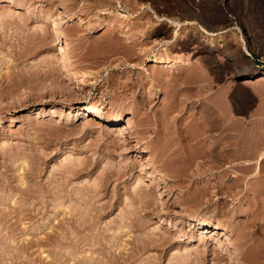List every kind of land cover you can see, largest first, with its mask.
Instances as JSON below:
<instances>
[{
  "label": "rangeland",
  "instance_id": "374dc122",
  "mask_svg": "<svg viewBox=\"0 0 264 264\" xmlns=\"http://www.w3.org/2000/svg\"><path fill=\"white\" fill-rule=\"evenodd\" d=\"M0 15V264H229L248 236L243 264H258L264 0H0ZM184 19L195 23L178 29ZM154 26L164 38L178 31L167 52L190 69L154 61L161 45L142 61L137 48L154 46ZM192 35L200 40L187 42ZM90 102L101 116L81 109Z\"/></svg>",
  "mask_w": 264,
  "mask_h": 264
},
{
  "label": "bare ground",
  "instance_id": "6f19581e",
  "mask_svg": "<svg viewBox=\"0 0 264 264\" xmlns=\"http://www.w3.org/2000/svg\"><path fill=\"white\" fill-rule=\"evenodd\" d=\"M161 1V0H160ZM16 3V2H15ZM24 3V2H23ZM22 3V4H23ZM22 4L20 5V3L17 5V7H23L22 6ZM25 7V6H24ZM26 8V7H25ZM68 8H69V6H68ZM71 8V7H70ZM72 9V8H71ZM207 13V12H206ZM63 14H64V12H63ZM105 14V13H104ZM240 14V13H239ZM6 15V14H5ZM7 15H8V13H7ZM10 15V14H9ZM209 15V14H208ZM211 15V14H210ZM2 15H0V17H1ZM128 17V16H126V15H122V17ZM6 17V16H5ZM63 17H65V18H63L64 19V22H65V20H66V22H67V20H69V21H71V17L69 16V14H66V15H63ZM159 18L160 17H162V16H158ZM8 18H10V17H8ZM7 18V19H8ZM153 18V17H152ZM166 19H167V21L168 20H172V19H170V18H168V17H165ZM207 18V17H206ZM243 18V17H242ZM3 19H5V18H3V16L1 17V20H3ZM14 19V18H13ZM247 19V18H246ZM9 20V19H8ZM72 20H73V18H72ZM151 20V19H150ZM158 20H163V19H158ZM210 20H212V18L210 19ZM233 20V19H232ZM250 20V19H249ZM55 21V35H56V38L60 41V47L58 48L59 50H60V59H61V61H63L65 64L68 62V45H67V43L64 41V37H63V31H65V30H63L62 31V25H61V23H59V22H57L56 20H54ZM63 21V20H62ZM173 21V20H172ZM9 22H11V21H9ZM13 22V21H12ZM155 22V21H154ZM194 22V20H185L184 19V21L182 20V21H177V20H175V23H176V26H177V28L178 29H180V27H181V25L182 24H190V23H193ZM82 23V25H84L86 22L85 21H83V20H81V22H80V24ZM133 23V22H132ZM131 23V24H132ZM138 23V22H137ZM140 23V22H139ZM146 22H144V24H145ZM148 24H149V22H147ZM195 23V22H194ZM255 23V22H254ZM254 23L252 22V21H247V23H246V28H247V35L248 36H253L254 37V33H255V28H254ZM5 24V23H4ZM4 24H2V25H4ZM124 24V23H123ZM141 24V23H140ZM0 25H1V23H0ZM7 25V24H6ZM10 25V24H9ZM125 25V24H124ZM142 25H143V22H142ZM150 25H152V23L150 24ZM154 25V24H153ZM162 25V24H161ZM80 26V25H79ZM85 26V25H84ZM120 26H121V24H120ZM119 26V27H120ZM123 26V25H122ZM127 26H128V24H127ZM126 26V27H127ZM134 26H137V25H134ZM160 26V25H159ZM1 27V26H0ZM116 27V26H115ZM123 27H125V26H123ZM129 27V26H128ZM143 27V26H142ZM144 27H146V26H144ZM143 27V28H144ZM155 27V26H154ZM202 27V29H203V31L204 32H206V33H208L211 37L209 38V40L211 41V40H213L214 38H213V36L214 35H216V33L215 32H212V31H209V30H207L205 27H203V26H201ZM2 28V27H1ZM130 28H134V27H130ZM139 28H141V27H139ZM3 29V28H2ZM71 29V28H70ZM79 29V28H78ZM145 29H147V28H145ZM4 30H5V28H4ZM76 30V29H75ZM116 30V29H115ZM120 30V29H119ZM132 30V29H131ZM257 30V29H256ZM74 31V30H73ZM122 33H121V36L122 37H124L125 38V40H127L126 42L128 43V44H130L131 42H139V38H134V36H132L131 34H129L130 32H128L129 30H120ZM138 31H140V29H138ZM142 31V30H141ZM140 31V32H141ZM4 32V31H3ZM43 32V31H42ZM76 32H77V30H76ZM115 32V31H114ZM146 32V31H145ZM154 32H155V35L157 36L156 37V39H155V41H156V43L154 44V46L153 47H151V48H145V47H140V48H137V49H139V52H138V55H139V57H141L142 58V61H143V59H145L144 58V56L145 55H150V53H152V52H154L155 50H156V47L157 46H159V45H161L160 47H162L161 48V50H163V51H165V52H163V53H154V61H156V62H158V63H162L163 65L165 64L166 66H168V67H173V66H177V65H179V64H183V63H185V65L187 64L188 65V67H189V69H190V65L189 64H191L189 61H186V62H184L183 60H181L180 58L178 59V58H172V56L167 52L168 51V47H167V45H168V43L169 44H171V46H175L176 44H178L179 43V41H180V39H179V33H178V31H172L173 33L172 34H170L171 36V38H164V37H162V36H160L161 34H163V33H165V30L163 29V28H157V27H155V30H154ZM6 33V32H5ZM5 33H3L4 34V36H5ZM31 33V32H30ZM134 33H136V32H134ZM139 33V32H138ZM44 34V33H43ZM78 34V33H77ZM146 34H148V33H146ZM6 35H8V34H6ZM28 35V34H27ZM79 35V34H78ZM145 35V34H144ZM154 35V34H153ZM9 36V35H8ZM32 36V35H31ZM75 36V35H74ZM77 36V35H76ZM140 36V35H139ZM146 36H148V35H146ZM251 36V38H253ZM28 37V36H27ZM111 37V36H110ZM121 37V38H122ZM137 37H138V35H137ZM143 37V36H142ZM82 38H83V36H82ZM114 38V37H113ZM118 38V37H117ZM119 38H120V34H119ZM123 38V39H124ZM29 40V39H28ZM124 40V41H125ZM144 40H147L148 41V39H145L144 38ZM150 40V39H149ZM188 41L187 42H193V41H198V40H200L198 37H194L193 35L192 36H190L188 39H187ZM119 41V40H118ZM121 41V40H120ZM123 41V40H122ZM123 41V42H124ZM113 42H114V40H113ZM112 42V43H113ZM137 42V45H143V43L141 44L140 42L138 43ZM143 42V41H142ZM117 43V42H116ZM122 43V42H121ZM120 43V44H121ZM243 46H244V48H245V50H248V48H247V46H246V44H245V41L243 40ZM119 44V45H120ZM103 45V44H102ZM110 45H111V42H110ZM115 46V45H114ZM113 46V47H114ZM83 47V46H82ZM105 47V46H104ZM103 47V48H104ZM112 47V48H113ZM124 47V46H123ZM132 47V46H131ZM102 48V49H103ZM116 48V47H115ZM119 48V47H118ZM121 48V47H120ZM114 49V48H113ZM124 49V48H123ZM106 50V49H105ZM108 50V49H107ZM110 50V49H109ZM112 50V49H111ZM115 50V49H114ZM119 50V49H118ZM128 50V52L127 53H132L133 54V50H132V48L130 49V48H126V51ZM135 50V49H134ZM16 51V50H15ZM19 51V50H18ZM116 52H117V50H115ZM124 51V50H123ZM21 52V51H20ZM24 52V51H23ZM134 52H136V51H134ZM248 52V51H247ZM16 53V52H15ZM123 53H125V51L123 52ZM137 53V52H136ZM249 53V52H248ZM25 54V53H24ZM103 54V53H102ZM120 54V53H119ZM132 54H130V56L132 55ZM18 55V54H17ZM129 55V54H128ZM135 55V54H134ZM58 56V57H59ZM104 56V55H103ZM59 59V58H58ZM70 60V59H69ZM141 60V59H140ZM54 61V60H53ZM121 61V60H120ZM58 62V61H57ZM103 62V61H102ZM105 62V61H104ZM63 63V64H64ZM234 63L235 64H237V61H234ZM62 64V63H61ZM67 64H69V63H67ZM66 64V65H67ZM119 65V64H118ZM134 64L133 63H131V64H129V66H133ZM136 66V65H135ZM67 67H69L68 65H67ZM70 67H72V66H70ZM69 67V68H70ZM52 68V67H51ZM192 68V67H191ZM50 69V68H49ZM67 70H68V68H66ZM239 70V69H238ZM264 70V69H263ZM52 71V70H51ZM262 71V70H261ZM264 72V71H263ZM16 73V72H15ZM43 73V72H42ZM193 74V73H192ZM191 74V75H192ZM263 75H264V73H263ZM161 77V76H160ZM32 78V77H31ZM36 78V77H35ZM156 78V77H155ZM44 79V78H43ZM243 79H245V78H243ZM248 79V78H247ZM259 79H264V77H262L261 76V78H259ZM206 79L204 78L203 79V81L204 82H206L205 81ZM26 81V80H25ZM42 81V80H41ZM64 81V80H63ZM66 81H68V80H66ZM71 81V80H70ZM246 81V80H245ZM250 81V80H249ZM69 82V81H68ZM114 82V81H113ZM203 82V83H204ZM40 83V82H39ZM64 83V82H63ZM245 83V82H244ZM68 85V84H67ZM126 85H128V83H125V86ZM120 86V85H119ZM123 86H124V84H123ZM132 86V85H131ZM203 87H206V83H204L203 85H202ZM129 87H130V85H129ZM208 87V86H207ZM55 88V87H54ZM118 88V87H117ZM121 88H123L124 89V87H122L121 86ZM127 88V87H126ZM128 89V88H127ZM202 89H204V88H202ZM131 90V89H130ZM63 91V90H62ZM64 92V91H63ZM62 92V93H63ZM119 92H122V90H120L119 89ZM118 92V93H119ZM6 93V92H5ZM127 93V92H126ZM125 93V94H126ZM129 93V92H128ZM133 93V92H132ZM8 94V93H7ZM72 94V93H71ZM119 94H121V93H119ZM124 94V93H123ZM122 95V94H121ZM120 96V95H119ZM118 96V97H119ZM127 96V95H126ZM123 97V96H122ZM126 98V97H125ZM119 99H121V98H119ZM123 100V99H122ZM124 101V100H123ZM92 102H90V103H88V104H85L84 103V105L82 106V108L81 109H83L84 111H86V112H88L87 113V115H90V114H93V115H96V116H101V110H100V108H97V107H95L94 105H93V103L91 104ZM103 116V115H102ZM218 119V118H217ZM220 120V119H219ZM91 122V121H90ZM161 122V121H160ZM167 122V121H166ZM91 123H93V122H91ZM85 124V123H84ZM84 124H83V127H84ZM89 124V123H88ZM88 124H87V126H88ZM117 124V123H116ZM116 124H112L111 125V127L112 128H109V130L111 131V129L112 130H121V129H119L117 126H115ZM223 124V123H222ZM86 125V124H85ZM162 126V125H161ZM90 127V126H89ZM109 127V126H108ZM127 129V128H126ZM208 129V128H207ZM108 130V131H109ZM123 130V129H122ZM125 131V130H124ZM223 132V131H222ZM136 134V133H135ZM199 134V133H198ZM180 135V134H179ZM199 137V136H198ZM235 137V136H234ZM178 140H179V138H177ZM194 139V138H193ZM203 139V138H202ZM192 140V139H191ZM263 141V140H262ZM260 143H262V142H260ZM263 146H264V142H263ZM188 147V146H187ZM161 148V147H160ZM258 149H259V147H257ZM260 149L262 150V153L260 154V156L258 157V159L256 160L258 163L259 162H261V161H263L264 160V147L262 148V146H260ZM259 149V151H261ZM253 153V152H252ZM259 153V152H258ZM22 154V153H21ZM20 155V154H19ZM252 156V155H251ZM168 159V158H167ZM75 162V161H74ZM193 162V161H192ZM195 162V161H194ZM193 162V163H194ZM29 163V162H28ZM192 163V164H193ZM209 163V162H208ZM32 164H34V163H32ZM197 164V163H196ZM89 165V164H88ZM194 166H195V164H194ZM207 166V165H206ZM257 166H259V164L257 165ZM264 166V165H263ZM70 167H72V169L70 168ZM69 167V170H67V171H69V172H72V171H70V169L71 170H73L75 167H73V166H70ZM230 167V166H229ZM246 167V166H245ZM261 163H260V170H261ZM27 168V167H26ZM84 168H86V167H84ZM253 168V167H252ZM258 168V167H257ZM23 169H25V168H23ZM28 169V168H27ZM34 169V168H33ZM197 169H198V167H197ZM29 170H31V166H30V169ZM75 171H77L76 170V168L74 169ZM73 170V171H74ZM75 171L74 172H72V173H75ZM124 171V170H123ZM197 172H198V170H196ZM224 171V170H223ZM228 171V170H227ZM226 171V172H227ZM26 172H27V170H26ZM185 172H186V170H185ZM29 173V172H28ZM61 173V172H60ZM63 173V172H62ZM119 173V172H118ZM183 173V172H182ZM187 173V172H186ZM189 173V172H188ZM204 173V172H203ZM228 173V172H227ZM25 174V173H24ZM27 174V173H26ZM30 174V173H29ZM32 174H34V173H32ZM36 174V173H35ZM122 174V173H121ZM21 175H23V174H21ZM31 175V174H30ZM72 175V174H71ZM240 175V174H239ZM25 177H26V175H24ZM28 176V175H27ZM185 176V175H184ZM187 176V175H186ZM66 177V176H65ZM64 177V178H65ZM161 177V176H160ZM160 177H158V179L160 178ZM259 177V176H258ZM157 178V177H156ZM238 178V177H237ZM236 178V179H237ZM245 178V177H244ZM260 178V180L258 181V183L259 184H257L258 186H257V193L258 194H261V195H263V191H264V176H260L259 177ZM29 179V178H28ZM161 179H163V178H161ZM164 179H166V178H164ZM56 180V179H55ZM239 180V179H238ZM155 181V180H154ZM158 181V180H157ZM156 181V182H157ZM162 181V180H161ZM161 181H160V183H161ZM25 182V181H24ZM23 182V183H24ZM27 182V181H26ZM25 182V183H26ZM30 182L31 181H29V182H27V184L30 186ZM54 182V181H53ZM156 182H155V184H156ZM164 182V181H163ZM181 182V181H180ZM236 182V181H235ZM59 183H60V181H59ZM105 184V183H104ZM155 184H154V186H155ZM159 184V183H158ZM183 184V183H182ZM24 185V184H23ZM98 185V184H97ZM150 185V184H149ZM148 185V186H149ZM153 185V184H152ZM181 185V184H180ZM36 186V185H35ZM99 186V185H98ZM156 186H157V184H156ZM177 186V185H176ZM22 187V186H21ZM93 187V190L94 189H96V187H94V186H92ZM231 187V186H230ZM25 188V187H24ZM32 189H34L33 188V186L31 187ZM36 188V187H35ZM153 188H156V187H153ZM152 188V189H153ZM20 189V188H19ZM46 189V188H45ZM49 189V188H48ZM47 189V190H48ZM54 189V188H53ZM60 189V188H59ZM74 189H75V187H74ZM73 189V190H74ZM91 189V188H90ZM144 189H145V187H144ZM140 190L141 192L142 191H145V190ZM25 190V189H24ZM62 190V189H61ZM76 190H78V189H76ZM97 190H99V189H97ZM151 190V189H150ZM21 191H23V190H21ZM20 191V192H21ZM31 191V190H30ZM30 191H28V192H30ZM80 191V190H79ZM83 191V190H82ZM86 191V190H85ZM148 191V190H147ZM146 191V192H147ZM152 191V190H151ZM26 192V191H25ZM63 192V191H62ZM75 192V191H74ZM97 192V191H96ZM27 193V192H26ZM31 193V192H30ZM48 193V192H47ZM72 193V192H71ZM78 193V192H77ZM76 193V194H77ZM89 193V192H88ZM94 193H95V190H94ZM140 193V192H139ZM139 193L137 192V194L139 195ZM143 193V192H142ZM202 193V192H201ZM33 194V193H32ZM81 194H83L82 192H81ZM92 194V193H91ZM90 194V195H91ZM141 194V193H140ZM150 194V193H149ZM57 195V194H56ZM69 195V194H68ZM143 195V194H142ZM193 195V194H192ZM260 195V196H261ZM29 196H30V194H29ZM61 196V195H60ZM70 196V195H69ZM94 196V195H93ZM140 196V195H139ZM144 196H145V193H144ZM149 196V195H148ZM203 196V195H202ZM259 196V197H260ZM134 197V196H133ZM206 197V196H205ZM78 198V197H77ZM92 198H94V197H92ZM137 200H138V198H137V196L135 197ZM142 196L139 198V202H142V203H144V202H146V200L145 201H143L142 199ZM151 198H152V196H151ZM194 198V197H193ZM193 198H192V200H193ZM202 198V197H201ZM264 198V197H263ZM82 199H84V198H82ZM81 199V200H82ZM141 199V200H140ZM203 200V199H202ZM72 201H74V200H72ZM80 201V200H79ZM148 201H150V198L148 199ZM148 201L146 202L147 204L146 205H148V207L150 206V205H152V204H150L149 205V203H148ZM255 202V201H254ZM88 203V202H87ZM80 204V203H79ZM88 206V205H87ZM75 208H76V206H74ZM131 207V206H130ZM145 208L147 207V206H144ZM27 208H29V206L27 207ZM27 208H26V210H27ZM74 208V209H75ZM87 208V207H86ZM150 208V207H149ZM22 209V208H21ZM81 209V208H80ZM30 210V209H29ZM76 210H77V208H76ZM137 210V209H136ZM78 211V210H77ZM82 211V210H81ZM87 210H84V212H86ZM263 211V210H262ZM21 213V212H20ZM79 214V213H78ZM93 214V213H92ZM134 214V213H133ZM257 214V213H256ZM227 215V214H226ZM83 216V215H82ZM75 217V216H74ZM88 217V216H87ZM90 218V217H89ZM258 218V217H257ZM261 218V217H260ZM88 219V218H87ZM134 219V218H133ZM124 220V219H123ZM83 221V220H82ZM91 221V220H90ZM132 221V220H131ZM80 222V221H79ZM124 222V221H123ZM251 222V221H250ZM81 223V222H80ZM84 223V222H83ZM83 223H81V224H83ZM133 223H134V221H133ZM80 224V225H81ZM131 225V224H130ZM199 225L201 226V228H203V227H206L207 228V226H208V224H207V222L205 221V220H203V221H201L200 223H199ZM125 226V225H124ZM215 226V228H218L219 226H217V225H214ZM128 227H129V225H128ZM248 227V226H247ZM78 228V227H77ZM117 228H119V227H117ZM133 228V227H132ZM143 228V227H142ZM249 228V227H248ZM120 229V228H119ZM118 229V230H119ZM121 229H122V227H121ZM205 229V228H204ZM207 230V229H206ZM235 230V229H234ZM122 231V230H121ZM169 231V230H168ZM211 231V230H210ZM170 232V231H169ZM213 231H211V233H212ZM218 232V231H217ZM264 232V231H263ZM68 233V232H67ZM73 233V232H72ZM122 233V232H121ZM158 233V232H157ZM166 233H168V232H166ZM223 233H225V232H223ZM243 233V232H242ZM153 234V233H152ZM152 234H151V238H152ZM155 234V233H154ZM153 234V235H154ZM159 235L160 234H162L161 232L160 233H158ZM165 234V233H164ZM163 234V235H164ZM254 234H255V232H254ZM253 234V235H254ZM147 235H149V233L147 234ZM158 235V236H159ZM166 235V234H165ZM164 235V236H165ZM246 235V234H245ZM245 235H241V237L243 236H245ZM263 235H264V233H263ZM262 235V236H263ZM61 236V235H60ZM60 236H58V237H60ZM168 238H169V235L167 234L166 235ZM227 236V235H226ZM237 236V235H236ZM256 235H254V236H252V237H255ZM120 237H121V235H120ZM154 237V236H153ZM155 237H157V235L155 236ZM172 237V236H171ZM238 237V236H237ZM247 237V236H246ZM251 236H248V238H246V241L244 240V242L241 240V239H239V241L240 242H235V246H231V247H234V250L232 251V253H234L235 255H233L231 258L233 259V261L231 260L230 261V263L229 264H243V262L245 261V260H247V254H246V251L249 249L247 246H248V244L250 243V242H252V240H254L253 238H251V239H249ZM259 237V236H258ZM66 238V237H65ZM72 238V237H71ZM119 238V237H118ZM134 238V237H133ZM159 239H160V236L158 237ZM163 238H166V237H161V241L163 242ZM245 238V237H244ZM244 238H242V239H244ZM256 238V237H255ZM261 238H263V237H261ZM135 239H136V237H135ZM154 240H155V238H153ZM159 239H157L156 238V240L158 241ZM163 239V240H162ZM167 239V238H166ZM95 240V239H94ZM255 241H258V239L256 240L255 239ZM134 242H137L136 240L134 241ZM168 242H169V240H168ZM264 238L262 239V241H261V246L260 247H262L261 248V250H259L260 249V247L259 246H255L261 253H257V255L258 254H260V255H258L257 256V259H256V262L258 263V264H264V261H262V259L264 260ZM72 243V242H71ZM255 243V242H254ZM260 243V241H258V243L257 244H259ZM143 244H145V243H143ZM137 245L136 243H135V249H136V251H139V250H142L144 247H142V246H145V245ZM251 245V244H250ZM255 245V244H254ZM260 245V244H259ZM71 246H72V244H71ZM72 247H74V246H72ZM247 247V248H246ZM250 247V246H249ZM256 248H255V250H256ZM219 249V248H218ZM247 249V250H246ZM254 249V248H253ZM75 250V249H74ZM102 250V249H101ZM124 250V249H123ZM252 250V249H251ZM69 251V250H68ZM67 251V252H68ZM71 251H73L72 249H71ZM80 251V250H79ZM229 251H231V250H229ZM97 252V251H96ZM129 252H133V251H128V253ZM228 252V251H227ZM73 253H74V251H73ZM72 253V254H73ZM104 253V252H103ZM124 253V252H123ZM125 253H127V252H125ZM188 253V252H187ZM249 253V252H248ZM71 254V253H70ZM113 254V253H112ZM132 254H135L134 252L132 253ZM76 255V254H75ZM101 255V254H100ZM120 255V254H119ZM127 256H129V254H126ZM125 255V256H126ZM232 255V254H231ZM22 256H23V254H22ZM70 256V255H69ZM114 256V255H113ZM115 256H117V255H115ZM115 256H114V258H115ZM126 256V257H127ZM131 257H132V255H130ZM129 256V257H130ZM186 256V255H185ZM225 256V255H224ZM94 257V256H93ZM129 257H127V258H129ZM130 257V258H131ZM221 257V256H220ZM218 258L217 260H218V262H216V264L218 263V264H223V263H221L222 262V260L224 261V258ZM226 257V256H225ZM253 259L255 258L254 256H251ZM70 258H71V256H70ZM89 258V257H88ZM95 258V257H94ZM113 258V257H112ZM113 258V259H114ZM117 258H119V257H117ZM122 258V257H121ZM125 258V257H124ZM127 258H125V259H127ZM184 258V257H183ZM97 259V258H96ZM95 259V260H96ZM189 259V258H188ZM199 259V258H198ZM227 259V258H226ZM248 259H249V257H248ZM118 259H116V261H117ZM124 260V259H123ZM129 259H127V261H128ZM191 260V259H190ZM200 260H203V259H199V261ZM228 260V259H227ZM93 261V260H92ZM104 261V260H103ZM119 261H121V260H119ZM125 262H126V260H124ZM204 261V260H203ZM107 262V261H106ZM193 262V261H192ZM196 262V261H195ZM253 262V261H252ZM255 262V261H254ZM112 263H113V261H112ZM124 263V262H123ZM116 264H118V261H117V263ZM122 264V263H121ZM179 264H180V262H179ZM181 264H183V263H181ZM198 264V263H197Z\"/></svg>",
  "mask_w": 264,
  "mask_h": 264
},
{
  "label": "water",
  "instance_id": "95a60500",
  "mask_svg": "<svg viewBox=\"0 0 264 264\" xmlns=\"http://www.w3.org/2000/svg\"><path fill=\"white\" fill-rule=\"evenodd\" d=\"M263 73H264L263 71L260 72V74H259L257 77H259V76H264Z\"/></svg>",
  "mask_w": 264,
  "mask_h": 264
},
{
  "label": "crops",
  "instance_id": "0c3cea01",
  "mask_svg": "<svg viewBox=\"0 0 264 264\" xmlns=\"http://www.w3.org/2000/svg\"><path fill=\"white\" fill-rule=\"evenodd\" d=\"M258 80H264V79H258ZM261 96V95H260Z\"/></svg>",
  "mask_w": 264,
  "mask_h": 264
}]
</instances>
